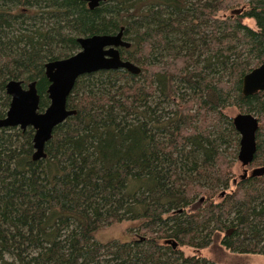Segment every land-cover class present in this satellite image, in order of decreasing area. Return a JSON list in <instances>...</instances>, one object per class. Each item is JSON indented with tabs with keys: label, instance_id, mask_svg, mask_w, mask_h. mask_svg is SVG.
<instances>
[{
	"label": "trees",
	"instance_id": "obj_1",
	"mask_svg": "<svg viewBox=\"0 0 264 264\" xmlns=\"http://www.w3.org/2000/svg\"><path fill=\"white\" fill-rule=\"evenodd\" d=\"M120 29L140 72L81 76L43 158L32 127L0 128V264H213L199 251L214 239L264 256V173L235 180L239 135L224 112L256 116L247 166L264 167V93L242 92L264 62V0H0V118L7 81H35L42 111L44 64ZM121 221L137 238L95 240Z\"/></svg>",
	"mask_w": 264,
	"mask_h": 264
},
{
	"label": "water",
	"instance_id": "obj_2",
	"mask_svg": "<svg viewBox=\"0 0 264 264\" xmlns=\"http://www.w3.org/2000/svg\"><path fill=\"white\" fill-rule=\"evenodd\" d=\"M82 1L93 9L103 0ZM76 41L79 49L75 53L44 64V74L49 82L46 90L49 103L44 110L39 111L40 96L35 81L24 86L21 80L11 79L5 85V93L10 97V102L4 117L0 118V128L18 127L24 130L32 127L34 159L45 156L44 145L51 138L54 128L75 113L74 109L67 107V99L81 76L117 69H124L131 74L140 72L137 64L122 59L120 55L119 48L130 46V42L123 38L122 29L115 34L80 36ZM257 91L264 93V62L242 78L243 94H254ZM232 123L239 135L237 159L243 166H247L253 161L256 152L258 119L252 113L243 112L236 114ZM263 173L264 167H256L250 171V176Z\"/></svg>",
	"mask_w": 264,
	"mask_h": 264
},
{
	"label": "rangeland",
	"instance_id": "obj_3",
	"mask_svg": "<svg viewBox=\"0 0 264 264\" xmlns=\"http://www.w3.org/2000/svg\"><path fill=\"white\" fill-rule=\"evenodd\" d=\"M220 15V13H218ZM244 23L250 27H254V22L252 19H245ZM228 117L233 118L236 114L241 113L234 106H229L224 111ZM243 113V112H242ZM244 168L250 172L255 166H243L238 159H236L233 174L235 180H239V176L243 174ZM233 186V184H232ZM197 201V200H196ZM197 204L191 205L187 208V211H194ZM138 223L136 221H121L118 223H113L106 228H101L96 231L94 238L98 242H110V241H119V242H128L135 238H137L136 227ZM183 252L186 255L197 254V252L189 247H183ZM201 255L211 261L213 264H238V263H246V264H264V256L261 254H244L238 253L235 251H230L225 249L218 241V239H214V241L201 251H199Z\"/></svg>",
	"mask_w": 264,
	"mask_h": 264
},
{
	"label": "flooded vegetation",
	"instance_id": "obj_4",
	"mask_svg": "<svg viewBox=\"0 0 264 264\" xmlns=\"http://www.w3.org/2000/svg\"><path fill=\"white\" fill-rule=\"evenodd\" d=\"M87 75V74H86ZM244 170H246V168H244ZM251 171V170H250ZM250 173V172H249ZM248 171L246 170V174H244V171H243V174H242V177L245 178L246 176H248Z\"/></svg>",
	"mask_w": 264,
	"mask_h": 264
}]
</instances>
